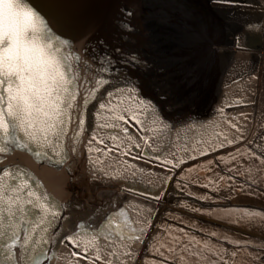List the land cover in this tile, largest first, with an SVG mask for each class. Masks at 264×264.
I'll list each match as a JSON object with an SVG mask.
<instances>
[{"label":"rangeland","instance_id":"1","mask_svg":"<svg viewBox=\"0 0 264 264\" xmlns=\"http://www.w3.org/2000/svg\"><path fill=\"white\" fill-rule=\"evenodd\" d=\"M238 1L242 0H144L146 27L156 43L151 55L129 71V81L137 88L132 86V92L150 102L152 110L164 120L167 130L163 134L167 137L177 129L204 128L209 116L218 118L221 107L235 103L232 91L236 80L227 81L226 74L218 67L210 74L204 72L207 69L203 71L194 66L201 52V40L212 26L223 35L226 28L235 29L234 23L246 36H258L259 48L255 50L263 51L264 14L254 26H249L245 19L226 18L236 12ZM209 59L214 61L215 57ZM218 63L219 58L212 62L215 66ZM218 76L224 80V85L217 81ZM125 82L131 88L129 82ZM168 108L172 110L171 117L166 116ZM106 133L105 123L98 117L93 134L100 140L99 145ZM260 135V140L252 146L241 143L178 168L172 181L177 192L171 193L169 187L163 189L155 220L157 226L139 264H264V219L248 218L250 232L246 233L237 226L242 219L233 218L234 209L228 205V196L223 200L226 195L223 181L228 182L230 177L223 172L224 163L237 166L240 156L252 158L256 152L264 155V123ZM258 145L263 149H258ZM86 173L88 176L89 172ZM87 176L79 188L87 199L107 189L101 190L100 183L92 181L100 177L91 175L89 180ZM188 196L190 199L186 198ZM248 208L254 210V207ZM258 222L261 227L255 224Z\"/></svg>","mask_w":264,"mask_h":264},{"label":"bare ground","instance_id":"2","mask_svg":"<svg viewBox=\"0 0 264 264\" xmlns=\"http://www.w3.org/2000/svg\"><path fill=\"white\" fill-rule=\"evenodd\" d=\"M262 7L264 0L238 1L236 12L226 18L245 19L249 26H254L257 20H262L259 19L264 14ZM233 25L235 29L226 28L223 35L212 26L201 40L199 59L194 64L203 71L207 69L205 73L212 72L214 67L225 68L226 80H236L232 91L235 103L221 107L220 117L209 116L204 128L176 130L169 138L163 134L164 120L141 96L133 92H112L103 103L98 117L105 123L106 137L99 145L100 140L92 133L88 152L95 168L105 178L92 181L100 183L101 190L107 189L88 200L101 206L107 218L97 231L71 234L54 264H139L157 226L160 198L129 193L125 200H120L125 183L141 182L150 189L169 187V191L176 194L172 181L179 167L214 156L232 146L241 143L252 146L260 140L264 123V49L262 52L255 50L259 45L258 36H246L240 26L237 29ZM212 57L219 58L217 66L212 64L215 60L209 59ZM207 60L211 62L207 63ZM120 116L124 119H119ZM143 150L148 154L163 152L165 156L154 160L142 155ZM88 171L80 167L79 173L86 175ZM109 222H115L119 227L106 229ZM134 236L140 238L129 239ZM97 255L99 259H95Z\"/></svg>","mask_w":264,"mask_h":264},{"label":"water","instance_id":"3","mask_svg":"<svg viewBox=\"0 0 264 264\" xmlns=\"http://www.w3.org/2000/svg\"><path fill=\"white\" fill-rule=\"evenodd\" d=\"M24 2L43 20L46 28L41 35L58 38L53 41L54 44L66 42L67 48L75 49L84 64L81 87L70 112L71 118L63 142L65 149L75 148L70 153V159L62 166L52 163L57 159L53 154V149L58 147L55 144L51 149H43L49 153L48 160L33 155L37 150L35 144L30 145V150H21L9 144L10 150L0 153V169L11 170L18 167L23 172L15 180L5 178L3 183L9 189L23 185L25 181L29 183V187L23 191L6 192L11 197V202L5 207L15 215L4 217V228L9 236L14 233L18 237L17 247L13 249L17 254L15 264H54L53 261L59 258L62 246L71 234L97 231L107 218L105 210L88 203L82 190H79L83 178L87 176L79 173V170L82 167L89 170V173L93 172L96 177L104 178L95 168L88 152V140L96 130L98 112L112 92H132V86L136 88L129 81V71L143 61L145 56L151 55L154 40L146 27L144 0ZM97 80L104 83L98 84ZM125 81L129 82L131 88L125 85ZM139 93L138 91L137 94ZM166 130L165 125L164 134ZM175 133L176 130L170 137ZM18 136L21 143L26 142L27 138L23 133H18ZM142 155L154 160H161L165 156L163 152L148 154L146 150H143ZM89 173L87 178L90 180ZM162 190L150 189L141 182H129L125 183V192L119 198L125 200L129 193L159 198ZM30 191H34L41 200L29 196ZM186 198L190 199L189 196ZM29 200L32 201L31 204L28 203ZM41 202L62 206L58 209L59 218L49 223L51 217L46 216L40 208ZM2 241L3 238H0V242ZM44 241H47L43 245L47 255L54 259L34 258L30 262L27 249H32L31 256L35 257V250ZM0 264H4L2 259Z\"/></svg>","mask_w":264,"mask_h":264},{"label":"snow or ice","instance_id":"4","mask_svg":"<svg viewBox=\"0 0 264 264\" xmlns=\"http://www.w3.org/2000/svg\"><path fill=\"white\" fill-rule=\"evenodd\" d=\"M45 28L43 20L24 0H0V153L8 152L9 144L21 150H30V145L35 144L37 150L33 155L48 160L49 153L43 149H51L55 144L58 147L53 149V154L57 159L51 162L62 166L75 151V148L65 149L63 142L70 112L81 87L84 64L75 49L67 48L66 42L54 44L58 38L41 35ZM96 83L102 85L104 81L97 80ZM18 133L24 134L26 142H20ZM18 175H23L18 167L0 169V238H3L0 259L4 264H15L17 254L13 249L18 244V237L14 233L9 236L4 228V217L15 215L5 207L11 202L6 192L23 191L29 183L25 181L23 185L9 189L3 181L8 177L15 180ZM28 195L41 200L34 191ZM44 197L47 198V193ZM60 207L55 203L40 204L46 216L51 217L49 223L59 218ZM113 226L119 227L115 222H109L105 227ZM46 244L44 241L35 250V257L31 256L33 250L27 249L30 262L34 258L54 259L47 255L43 246ZM99 258L98 255L95 257Z\"/></svg>","mask_w":264,"mask_h":264},{"label":"crops","instance_id":"5","mask_svg":"<svg viewBox=\"0 0 264 264\" xmlns=\"http://www.w3.org/2000/svg\"><path fill=\"white\" fill-rule=\"evenodd\" d=\"M223 172L230 176L228 182L226 179L223 181V190L226 194L223 200L228 196V205L233 206L234 209L233 218L242 219L237 222V226L246 233L250 232L247 230V227H250L247 226L248 218L250 220L264 219V155L256 152L252 158L246 155L240 156L237 166L224 163ZM248 207H254V210L251 211ZM255 224L261 227L259 222Z\"/></svg>","mask_w":264,"mask_h":264},{"label":"flooded vegetation","instance_id":"6","mask_svg":"<svg viewBox=\"0 0 264 264\" xmlns=\"http://www.w3.org/2000/svg\"><path fill=\"white\" fill-rule=\"evenodd\" d=\"M219 71L225 75V68H223V69H219ZM216 79H217L218 82H223V83H225V82L223 81V79H222L220 76H218V78H216ZM223 89L225 90V88H223ZM172 92H173V91H171V93H172ZM172 94H173V93H172ZM167 114H168V115H167ZM167 114H166V116L171 117L170 114H172V111H171L170 108H169ZM173 115H174V114H173Z\"/></svg>","mask_w":264,"mask_h":264}]
</instances>
